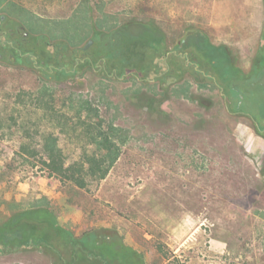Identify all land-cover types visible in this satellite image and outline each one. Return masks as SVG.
I'll use <instances>...</instances> for the list:
<instances>
[{"label": "rangeland", "instance_id": "rangeland-1", "mask_svg": "<svg viewBox=\"0 0 264 264\" xmlns=\"http://www.w3.org/2000/svg\"><path fill=\"white\" fill-rule=\"evenodd\" d=\"M252 1L89 0L85 11L81 0H10L31 11L12 13L0 2V224L44 204L62 228L0 244V264H120L85 256L89 233L144 264H264V7ZM104 14L163 36L135 29V52L96 27ZM251 15L256 27L240 21ZM188 30L248 74L226 80L236 112L215 69L199 67L205 55L181 42ZM244 94L255 108L242 109ZM110 126L119 153L107 166ZM49 134L80 184L45 167Z\"/></svg>", "mask_w": 264, "mask_h": 264}, {"label": "trees", "instance_id": "trees-1", "mask_svg": "<svg viewBox=\"0 0 264 264\" xmlns=\"http://www.w3.org/2000/svg\"><path fill=\"white\" fill-rule=\"evenodd\" d=\"M2 1L3 0H0V2ZM81 3L84 5L85 11H88L89 10V0H81ZM3 4L7 6V8H5V12L7 13H12V11L8 9V7H12L13 5L19 7L20 9L26 12H31V11L25 10V8L23 7L16 5L14 2H10V0H4ZM109 21L110 20H108L106 18V15L104 14L103 18L99 21L97 20L95 24L98 29H101V30L105 29L106 31L109 32V34H112L114 39H118L121 36L127 38L126 47L135 52H140L137 46L139 39H137L136 36H133V38L130 39L131 37L130 32L133 33V31H136L135 29L140 28L143 31L141 33L146 34V36L151 35L153 38L156 33H159L156 36L157 40L162 38L163 36L162 33L159 32L157 27L150 22H126V23L121 24V23H117V22L115 23V22H112V21L109 22ZM186 34L187 35L183 37L181 42L184 41L187 43H191L192 45L194 44L196 50L199 52H202L205 55V58L201 54L198 55V57L194 56V57H197L196 59L200 58L201 56L205 59L204 60L205 62H202L203 64L202 66L199 65V63L197 64L199 65V67L207 66V67H210L211 70L213 68L215 69L216 75H217L215 76L216 77L215 79L217 81V84L213 82V79H211V83L215 87L221 86L223 88V91L225 94L224 96L226 97V105H227L228 110L232 112L237 111L238 110L237 107L239 106V101H236V100H238L239 96L233 92L232 85H229V82L231 81L227 82L226 80L232 77L246 78L248 74L243 73L240 70V68L235 66L234 59L230 56L229 57L227 56L228 53H227L226 48H220V47H216L214 45L208 44L205 41V38L204 40H198L196 37L199 35L198 31L188 30ZM187 43H185L184 45L185 46L188 45ZM8 46L11 47V45H8ZM9 49L11 50L12 48H9ZM13 49L15 53H18L15 48ZM44 54L46 56L47 52H45ZM262 54L263 53L261 52L258 58H260ZM28 58L31 59L30 57ZM224 61H227L231 65H234L236 68L234 70L229 69L226 71H222L221 65L219 63L224 62ZM258 71L259 73L263 74L262 69ZM250 73H252V69L250 70L249 74ZM220 79H223V80H220ZM47 88L48 87L46 86L42 88L43 95L47 91ZM179 89L176 90V94L182 91L183 94L187 96V92H188L187 83H184V87L179 88ZM240 98L247 99L246 105H241V107L245 106L242 108L244 111H245V108L248 106L255 108L251 104V101H250L252 96H250L249 94H244ZM38 99L39 98H37V100ZM260 112L264 113V111H260ZM262 127L264 128V125ZM115 133H117V130L112 126H110V130H108L105 133V135L107 136L106 138L107 141H111L114 144V148H112L109 154H107V157L109 160V163L107 164V166H110L113 163L114 159H116L119 153V147L118 145H116L117 143H115L113 139L109 136V134L111 135ZM41 143H42L41 144L42 149L43 151H45L49 159L48 162H45V167L49 171L57 175L64 176L65 178L75 181L77 184H80V179L76 178L73 172H69L58 165L57 155L60 153V149L58 147L56 138L53 135L49 134L43 137V141ZM26 147H27V144L22 142L20 149H22L23 151H28V147L27 148ZM258 214L262 216V212H258ZM51 228L56 229L58 232L62 231V228L56 227V217L54 216L53 213L49 211L48 207L45 206L44 204L40 206L37 205L35 207L33 206L23 211L15 212L14 210V213L8 219H6L3 223L0 224V244L6 247L7 245L16 244L18 242L25 241L31 237L37 240H40L43 238L45 233ZM103 238L104 237H102L99 234L96 235V233L95 234L89 233V234L84 235V237L82 238L80 242V246H79L80 251L83 252L85 256L97 257L103 262H107L110 259H117L120 262V264H144V260L141 254L135 249H133L132 247L127 246V245H120L119 248H117V247H114V245H112L111 243H108L107 241H105ZM7 250H9V248H5V251Z\"/></svg>", "mask_w": 264, "mask_h": 264}, {"label": "crops", "instance_id": "crops-1", "mask_svg": "<svg viewBox=\"0 0 264 264\" xmlns=\"http://www.w3.org/2000/svg\"><path fill=\"white\" fill-rule=\"evenodd\" d=\"M253 2V1H252ZM257 3V4H256ZM253 4H255V6L256 7H259V14H260V12H262L263 11V7H264V3H262V2H259V4H258V0H254V2H253ZM254 6V5H253ZM222 9V11H221V13L224 11L223 9L224 8H221ZM252 14V15H254V13L251 11H249V14ZM239 14H240V11H239ZM250 16V18H249V20L247 19V21H244V20H240L243 24L245 23V22H247V24H249V26L251 25V26H255L256 27V25H254V22H255V19H251V18H254L253 16ZM255 16V15H254Z\"/></svg>", "mask_w": 264, "mask_h": 264}, {"label": "flooded vegetation", "instance_id": "flooded-vegetation-1", "mask_svg": "<svg viewBox=\"0 0 264 264\" xmlns=\"http://www.w3.org/2000/svg\"><path fill=\"white\" fill-rule=\"evenodd\" d=\"M227 110H228V108H227ZM229 111V110H228ZM229 112H232V111H229ZM236 112V111H235ZM262 129V128H261Z\"/></svg>", "mask_w": 264, "mask_h": 264}]
</instances>
